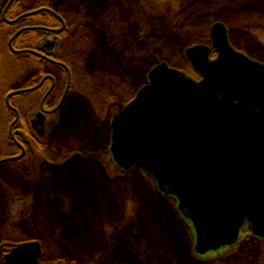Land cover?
Listing matches in <instances>:
<instances>
[{
  "label": "rangeland",
  "instance_id": "1",
  "mask_svg": "<svg viewBox=\"0 0 264 264\" xmlns=\"http://www.w3.org/2000/svg\"><path fill=\"white\" fill-rule=\"evenodd\" d=\"M21 6L25 15L49 9L61 17L67 30L56 37L59 22L46 11L24 24L52 30L45 37L71 73L60 110L41 136L28 134L33 148L23 162L0 163V264H10L6 253L30 242L41 245V264H264V240L246 232L234 246L197 257L194 231L178 217L177 204L162 198L143 171L122 172L109 155L112 118L153 68L166 64L198 81L185 51L210 47L213 25H224L231 45L264 65V0H37ZM30 71L6 88L27 82L35 76ZM4 97L0 158L19 155L9 145L13 117L8 113L5 121ZM13 104L32 111V119L37 112L35 96Z\"/></svg>",
  "mask_w": 264,
  "mask_h": 264
},
{
  "label": "water",
  "instance_id": "2",
  "mask_svg": "<svg viewBox=\"0 0 264 264\" xmlns=\"http://www.w3.org/2000/svg\"><path fill=\"white\" fill-rule=\"evenodd\" d=\"M210 37L214 61L206 46L185 51L200 81L160 64L110 125L115 165L141 169L175 199L200 257L235 245L245 228L264 239V65L234 51L224 25ZM41 254L25 243L5 260L40 264Z\"/></svg>",
  "mask_w": 264,
  "mask_h": 264
},
{
  "label": "flooded vegetation",
  "instance_id": "3",
  "mask_svg": "<svg viewBox=\"0 0 264 264\" xmlns=\"http://www.w3.org/2000/svg\"><path fill=\"white\" fill-rule=\"evenodd\" d=\"M36 1L0 0V84L2 85L0 94L1 99L5 95L3 99L4 109L6 110L5 121L7 122L8 113H11L13 117L8 128L11 141L9 145H13L19 151V155L1 157V164L23 162L26 157V150H32L33 148L30 140L27 139L28 134L35 131L41 136L43 134L41 128L50 116L55 115L60 110V108L57 110L58 105L69 94L67 89H69L71 72L69 69L67 70V65H63L60 58L54 54L55 42H49L45 37L50 35L52 30L45 26L28 27L24 24L27 18L39 17L40 14L25 16V13H19L22 10L18 6L22 2L33 3ZM45 15H50L49 17L59 22V28L53 29L54 32L51 36L56 37V35H60L67 30V28L61 29L63 22L59 15L53 14L52 16L50 13ZM40 33L44 35L42 36ZM35 34L38 36L33 37L34 39H26ZM212 59H214V56H212ZM30 70H33V72ZM24 71H30L35 76L25 83H18L16 89L9 90L8 86L6 88L8 80H10V84L17 79L22 80ZM54 71L60 72L61 77L57 78L53 74ZM14 92L21 93L9 97ZM31 96H35V101L38 103L37 112L33 119L32 111L17 108L13 104L14 98L24 101ZM5 131L6 127L0 132V136ZM35 144L39 145L38 143Z\"/></svg>",
  "mask_w": 264,
  "mask_h": 264
},
{
  "label": "trees",
  "instance_id": "4",
  "mask_svg": "<svg viewBox=\"0 0 264 264\" xmlns=\"http://www.w3.org/2000/svg\"><path fill=\"white\" fill-rule=\"evenodd\" d=\"M21 8L24 9L25 7H24V6H21ZM20 11H21V10H20ZM19 13H23V11H22V12H19ZM48 17H49V16H48ZM43 18H44V17H43ZM50 19L52 20V17H50ZM50 19H49V21H51ZM47 21H48V19H47Z\"/></svg>",
  "mask_w": 264,
  "mask_h": 264
}]
</instances>
